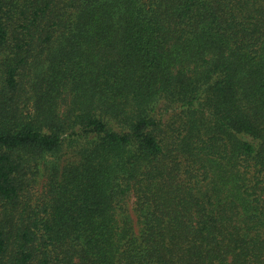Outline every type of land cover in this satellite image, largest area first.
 I'll use <instances>...</instances> for the list:
<instances>
[{"label":"trees","instance_id":"trees-1","mask_svg":"<svg viewBox=\"0 0 264 264\" xmlns=\"http://www.w3.org/2000/svg\"><path fill=\"white\" fill-rule=\"evenodd\" d=\"M0 208V264H264V0H0Z\"/></svg>","mask_w":264,"mask_h":264},{"label":"rangeland","instance_id":"rangeland-1","mask_svg":"<svg viewBox=\"0 0 264 264\" xmlns=\"http://www.w3.org/2000/svg\"><path fill=\"white\" fill-rule=\"evenodd\" d=\"M43 158L44 159L42 160V163H41L42 172L36 176L37 180L33 182V185H32V187H30V190H29V194L34 199H36L37 196L40 195V193L43 189V184L45 181L44 171L46 169V165H48L49 163H51L54 160L53 156H50L49 154H46ZM130 206H131V204H130ZM4 212L5 211L1 210V208H0V218L1 219H2Z\"/></svg>","mask_w":264,"mask_h":264}]
</instances>
